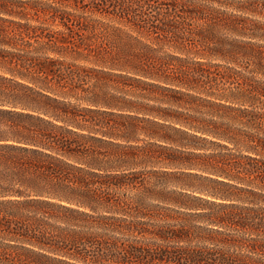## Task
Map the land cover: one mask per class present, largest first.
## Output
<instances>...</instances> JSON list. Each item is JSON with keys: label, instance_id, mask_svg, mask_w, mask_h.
Instances as JSON below:
<instances>
[{"label": "rangeland", "instance_id": "rangeland-1", "mask_svg": "<svg viewBox=\"0 0 264 264\" xmlns=\"http://www.w3.org/2000/svg\"><path fill=\"white\" fill-rule=\"evenodd\" d=\"M255 27L264 0H0V99L74 130L96 173L43 246L0 223V264H177L158 256L264 237V95L244 75L264 77L242 48L264 45Z\"/></svg>", "mask_w": 264, "mask_h": 264}, {"label": "trees", "instance_id": "trees-1", "mask_svg": "<svg viewBox=\"0 0 264 264\" xmlns=\"http://www.w3.org/2000/svg\"><path fill=\"white\" fill-rule=\"evenodd\" d=\"M258 28L251 29V34L264 37L263 27ZM242 48L244 57L247 58L246 66L250 60L248 56H253L255 69L252 72H258L264 77V45L250 43L249 47L243 45ZM244 78L249 89H256L258 86L261 93L258 92L264 95V79L256 81L252 76L247 75H244ZM0 104L7 105L0 107V223L8 232L28 235L29 231L33 234L44 233L45 225L49 224L48 217H57L59 212L66 208L74 210L61 200H74L73 194L79 190L80 183L87 177L91 179L96 173L89 168L91 163L81 156L82 150L79 148L76 136L73 135L76 134L74 130L45 115L10 108L16 103L7 99H0ZM52 116L54 119L58 118L57 115ZM169 154L174 160L181 162L187 160L184 155L173 151ZM83 164L88 165L83 166ZM254 164L252 163L246 172L249 174L257 172L259 175L262 167ZM238 171L239 169L234 175L225 172L221 174L227 178L238 179ZM179 174L183 178L196 175L186 171H181ZM121 176L125 175L120 174L115 177ZM107 180L112 182L108 178ZM261 226L263 228L264 223ZM243 229L245 230L244 226ZM261 232L264 233V229ZM156 234L165 236L161 231ZM187 234L186 231H182L175 236L185 238ZM27 240L37 246L45 244L41 234L34 235L33 238L30 235ZM222 241L231 249L213 255L205 246H199L175 256L166 252L158 258L167 257V260L177 264H264V237L249 236ZM24 249L34 251L26 246ZM5 250H8L7 247L0 244V262L7 261L4 256ZM16 255L15 263L38 262V257L35 255L30 259L22 253Z\"/></svg>", "mask_w": 264, "mask_h": 264}]
</instances>
